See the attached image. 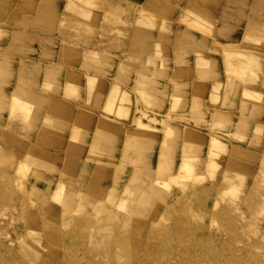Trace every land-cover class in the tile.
I'll return each instance as SVG.
<instances>
[{"label":"rangeland","instance_id":"rangeland-1","mask_svg":"<svg viewBox=\"0 0 264 264\" xmlns=\"http://www.w3.org/2000/svg\"><path fill=\"white\" fill-rule=\"evenodd\" d=\"M0 264H264V0H0Z\"/></svg>","mask_w":264,"mask_h":264},{"label":"crops","instance_id":"crops-1","mask_svg":"<svg viewBox=\"0 0 264 264\" xmlns=\"http://www.w3.org/2000/svg\"><path fill=\"white\" fill-rule=\"evenodd\" d=\"M81 83H85V80L82 79V82ZM164 84H166V85H164ZM163 85H164L163 87H165V92L164 93H167L168 96L167 97H164L163 95H161V99L160 98L159 99L163 103V108H166V104L168 105V103H169L170 86L167 83H165L164 81H163ZM105 87L106 86L103 85L101 87V90H99L98 93H97V96L99 97V99H98V101H99L98 106H100V107L103 105L104 100H105V95H106V88ZM85 92L86 91H81V95H85L86 94ZM77 112H75V110H72V112L68 114L69 115L68 116V119L69 120H73L74 119V116L77 115ZM81 113H83L82 114V117L86 119V122L87 123L85 125L87 126V128H90L91 123L93 124V127L95 128L96 127V124H97V121L100 120V118L98 117V115L95 116V117H93L92 118V122H91L90 115H88V114L86 115V113H84V112H81Z\"/></svg>","mask_w":264,"mask_h":264}]
</instances>
